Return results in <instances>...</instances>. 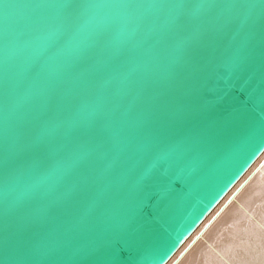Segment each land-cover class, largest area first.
<instances>
[{"label": "water", "instance_id": "water-1", "mask_svg": "<svg viewBox=\"0 0 264 264\" xmlns=\"http://www.w3.org/2000/svg\"><path fill=\"white\" fill-rule=\"evenodd\" d=\"M264 153V0H0V264H168Z\"/></svg>", "mask_w": 264, "mask_h": 264}, {"label": "bare ground", "instance_id": "bare-ground-1", "mask_svg": "<svg viewBox=\"0 0 264 264\" xmlns=\"http://www.w3.org/2000/svg\"><path fill=\"white\" fill-rule=\"evenodd\" d=\"M168 264H264V153Z\"/></svg>", "mask_w": 264, "mask_h": 264}, {"label": "rangeland", "instance_id": "rangeland-1", "mask_svg": "<svg viewBox=\"0 0 264 264\" xmlns=\"http://www.w3.org/2000/svg\"><path fill=\"white\" fill-rule=\"evenodd\" d=\"M230 235L233 236V233H231ZM234 236H236V235H234ZM234 236H233V238H235ZM235 239H236V238H235ZM236 240H237V239H236ZM217 245H218V247H217ZM217 245L214 244V247L216 246V248H219V245H220V249H219V250H222V249H223V248L221 249V244H220V243H218ZM216 250H218V249H216ZM217 252H218V251H217ZM218 253H219L220 255H221V253H224V254H225V252H223V250H222V252L219 251ZM218 253H215V254H216V257L219 259V256H218L219 254H218ZM217 254H218V255H217ZM222 255H223V254H222Z\"/></svg>", "mask_w": 264, "mask_h": 264}]
</instances>
